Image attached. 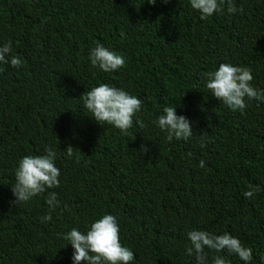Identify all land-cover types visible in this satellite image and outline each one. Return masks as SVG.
<instances>
[{"label": "trees", "instance_id": "16d2710c", "mask_svg": "<svg viewBox=\"0 0 264 264\" xmlns=\"http://www.w3.org/2000/svg\"><path fill=\"white\" fill-rule=\"evenodd\" d=\"M148 2L0 0V46L11 41L23 61L0 64V264H73L63 236L86 233L105 214L118 218L132 264H197L186 254L192 230L228 233L252 248L250 264H264V102L232 111L205 75L222 63L247 67L264 90V0H235L241 11L207 19L189 0ZM98 44L126 66L94 67ZM101 83L143 101L127 135L85 108L82 96ZM165 106L191 122L187 141L169 142L154 123ZM49 147L61 175L48 191L59 206L42 223L48 193L19 205L11 189L19 161ZM256 185L261 191L245 198ZM205 252L207 264L217 255L245 264Z\"/></svg>", "mask_w": 264, "mask_h": 264}, {"label": "clouds", "instance_id": "9594fccd", "mask_svg": "<svg viewBox=\"0 0 264 264\" xmlns=\"http://www.w3.org/2000/svg\"><path fill=\"white\" fill-rule=\"evenodd\" d=\"M157 0H149L155 5ZM168 3L169 0H163ZM192 9L200 13L201 19H207L214 14L223 13L225 9L229 14H235L238 9L235 0H189ZM123 37V33L120 34ZM10 57V58H9ZM91 64L98 66L104 72H115L126 66V60L115 51H110L103 44H98L90 54ZM0 64H10L13 68L23 66L22 59L13 54L12 42L0 46ZM3 68H0V72ZM206 87L220 103L225 104L232 111L243 112L248 102H264V90L252 86L254 79L251 69L234 66L231 63H222L218 70L207 72ZM85 108L92 113L93 119L99 124L105 123L119 129L127 135L133 127L134 118L141 111L143 101L129 94L123 89L101 83L82 96ZM135 123L143 127L138 119ZM158 127L167 133L169 142L176 140L187 141L193 135L191 122L185 116L176 114V107L165 106L163 114L155 121ZM207 133L201 135V146H205ZM144 154L148 151L146 146L141 147ZM68 156L73 155V147L66 151ZM56 152L50 147L46 149V155H29L19 161L15 172V184L12 185V193L16 203H28L34 197L48 193L46 203L48 214L41 217L42 223L53 220L52 212L59 206L57 193L48 191L60 186V169L56 166ZM200 167H205L204 161H200ZM261 191L259 185L243 193L245 198H251ZM63 239L69 241L74 249L73 264H132L135 260L134 252L122 245L120 239V226L118 218L105 214L102 218L92 222L86 233L72 229ZM190 245L186 247V254L192 256L195 253L197 264H207V252L205 249L215 250L217 253L227 251L236 254L245 264H250L253 259L251 247H245L241 241L232 235H213L207 231L192 230L188 233ZM213 264H230L225 257L215 256Z\"/></svg>", "mask_w": 264, "mask_h": 264}]
</instances>
